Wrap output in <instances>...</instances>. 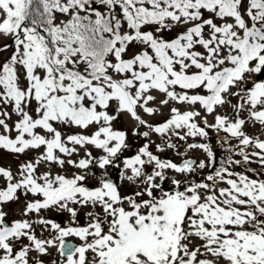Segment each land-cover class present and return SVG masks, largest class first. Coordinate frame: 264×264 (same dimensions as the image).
Segmentation results:
<instances>
[{
	"label": "snow or ice",
	"instance_id": "1",
	"mask_svg": "<svg viewBox=\"0 0 264 264\" xmlns=\"http://www.w3.org/2000/svg\"><path fill=\"white\" fill-rule=\"evenodd\" d=\"M262 77L264 0H0V264H264Z\"/></svg>",
	"mask_w": 264,
	"mask_h": 264
},
{
	"label": "rangeland",
	"instance_id": "2",
	"mask_svg": "<svg viewBox=\"0 0 264 264\" xmlns=\"http://www.w3.org/2000/svg\"><path fill=\"white\" fill-rule=\"evenodd\" d=\"M262 78H264V77H262ZM163 111H164V116H166L167 112H168V109L165 108ZM164 116H156V117H152V118L145 117V118L146 119H154V120H162V119H164ZM209 121L210 122L212 121V117H209ZM115 127L128 129L129 130V142H130V138H133L131 136L132 121L128 120L125 115H122L119 118V120L115 122ZM246 130L248 131L249 134L257 132L256 128H251V127L247 128ZM76 131H78V130H76ZM211 131L213 132V130H211ZM153 139L155 140L156 137L154 136ZM198 139L199 138H197V140ZM189 142H194V141L190 138ZM177 143H183V142L177 141ZM127 154L128 153H125V155H127ZM190 154L194 155L196 157H201V158L203 157V153H201L198 150H193ZM163 155L171 156L172 159H174V160H180V157L179 156H175L172 151H168V152L164 153ZM21 159H23V157H21ZM0 163L3 164V165H11L12 168L15 169L17 161L13 158L12 155L8 154L7 152H4L3 150H0ZM97 171H99V170H97ZM110 172L113 175V177H115L116 170L115 169H110ZM89 183L94 184L95 181L91 180V181H89ZM127 189H128L127 186H125L123 191L126 192ZM22 207H23V197H21V200H20L19 203L8 204L6 206V210L9 211V219L13 218L14 213L18 212ZM49 215H51L52 217L57 218V220H59L61 223L66 222L67 218H68L67 214H64L63 219H61L60 216L56 212H50Z\"/></svg>",
	"mask_w": 264,
	"mask_h": 264
},
{
	"label": "trees",
	"instance_id": "3",
	"mask_svg": "<svg viewBox=\"0 0 264 264\" xmlns=\"http://www.w3.org/2000/svg\"><path fill=\"white\" fill-rule=\"evenodd\" d=\"M209 131H210V130H209ZM211 133H212V134H211ZM226 135H227V134H225V133H223V132L217 133V132H215V130H214L213 132L210 131V139H211V142H212L213 145H214V149H215L216 151H218L219 154H220L219 157H218V163H217V166H219V161L225 159L226 156L228 155V153H226V152L224 151V149L221 148L220 145L217 143V141L219 140L220 137H222V136H226ZM131 143H132V144H136V143H137V141L135 140V138L132 140ZM139 143H143V141H139ZM231 143L235 144L236 141L233 140V141H231ZM0 164H1V163H0ZM252 166H253V167H256V165H252ZM49 216H51V215H49ZM51 217H52V216H51Z\"/></svg>",
	"mask_w": 264,
	"mask_h": 264
}]
</instances>
